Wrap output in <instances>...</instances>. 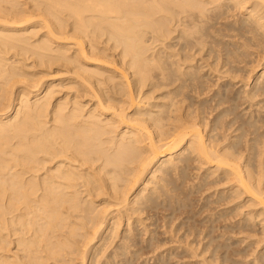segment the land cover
I'll list each match as a JSON object with an SVG mask.
<instances>
[{"label":"bare ground","instance_id":"bare-ground-1","mask_svg":"<svg viewBox=\"0 0 264 264\" xmlns=\"http://www.w3.org/2000/svg\"><path fill=\"white\" fill-rule=\"evenodd\" d=\"M151 259L264 264V0H0V264Z\"/></svg>","mask_w":264,"mask_h":264},{"label":"rangeland","instance_id":"rangeland-1","mask_svg":"<svg viewBox=\"0 0 264 264\" xmlns=\"http://www.w3.org/2000/svg\"><path fill=\"white\" fill-rule=\"evenodd\" d=\"M57 77H58V76H57V74H56V76H54V78H57ZM48 78L51 79L52 77L49 76V77H47V78H45V79L43 78V79H44V80H49ZM56 83H57V81H56ZM249 86L251 87L252 84L249 85ZM249 86H248V88H249ZM205 193H207V192H204L203 196L205 195ZM203 196H202V197H203ZM145 257H146V256H142L141 259H140V261H141L143 258H145ZM243 260H244V259H243ZM152 262H153V261H152V259H151V261L149 260L147 264H152Z\"/></svg>","mask_w":264,"mask_h":264}]
</instances>
